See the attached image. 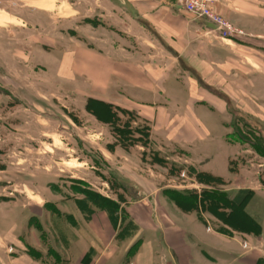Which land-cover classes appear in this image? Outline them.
I'll list each match as a JSON object with an SVG mask.
<instances>
[{
	"label": "rangeland",
	"instance_id": "374dc122",
	"mask_svg": "<svg viewBox=\"0 0 264 264\" xmlns=\"http://www.w3.org/2000/svg\"><path fill=\"white\" fill-rule=\"evenodd\" d=\"M123 1L0 0V212H40L41 206L46 214L32 217L29 231L42 249L28 248L45 263H64L66 236L78 224L71 214L79 210L87 218L101 210L96 204L101 196L119 203L122 230L132 220L127 207L139 198L130 180L149 175L153 163L167 175L164 185L171 190H225L219 184L193 185L188 158L177 151L182 160H166V151L152 143L151 122L101 99L102 79L114 94L109 101L117 99L118 79L153 84L163 71L189 91L190 83L196 84L199 98L218 97L222 115L209 110L213 106L200 109L215 137L207 147L211 166L200 169L258 188L249 210L264 219V38L250 36L230 45L215 38L204 44L195 40L192 55L185 56L145 21L136 22L131 3ZM260 5L264 10V0ZM260 24L264 29V14ZM104 58L112 63L102 64ZM89 101L94 109L99 102L112 105L116 123L92 114ZM117 129L129 134L120 138ZM31 233L28 240H36Z\"/></svg>",
	"mask_w": 264,
	"mask_h": 264
},
{
	"label": "crops",
	"instance_id": "0c3cea01",
	"mask_svg": "<svg viewBox=\"0 0 264 264\" xmlns=\"http://www.w3.org/2000/svg\"><path fill=\"white\" fill-rule=\"evenodd\" d=\"M127 1L124 0L123 4L131 3L136 22L140 24L145 21L162 39L170 41L171 45L174 43L182 55H192L190 45L195 40L203 44L210 43L213 38L221 40L215 37L212 24L188 15L179 6L178 0L174 3L166 0ZM217 1L216 8L227 19L242 29L254 31L253 34L248 32L251 37L264 38V29L260 24V18L264 14L261 0ZM198 22L206 24L207 30L204 25V28L198 27ZM235 42L227 41L228 45ZM101 61L106 65L112 63L109 58ZM93 72L92 67L90 73L96 78ZM101 77L103 76L100 75ZM154 77L156 80L154 79L153 84L150 81L142 82L136 77L118 79V96L114 101L106 99L114 94L109 90V82L102 79V85H106V88H102L104 92H101V99L128 111H136L140 117L151 122L152 143L160 146L157 145V151H166L169 157L164 158L173 161L178 157L174 152H182L188 158L185 163L189 164L192 171L193 185L204 186L198 181L196 174L206 173L221 179L223 183L218 186L224 187L223 191L231 198L243 190H250L242 210L252 225L247 229H236L224 225L208 212L200 215L197 211H183L165 195L164 191L170 189L164 185L167 175L160 173L157 163H153L149 167V175L142 176L139 173L130 180L136 187V192L139 190L137 202L127 207L128 215L138 227L135 234L125 240H117L122 226L121 218L114 221L104 210L93 212L86 218L83 212L75 210L71 215L78 224L72 225L66 236L68 258H65L63 264H264V219L259 212L249 210L258 195V188L246 186L240 178L234 182L226 181L213 171L200 169L210 168L212 157L207 153V147L215 141L213 133L203 122L200 109L203 105L206 108L213 106L214 109H208L222 115L224 111L222 105L218 106V97L208 95L207 98H199L196 96V84L190 83L192 91H189L190 87L172 78L170 72L163 71ZM185 94L188 99L183 97ZM229 134L228 132L226 138ZM138 168H141L140 163ZM229 183L233 188H228ZM141 184L146 189L139 188ZM141 190L144 192H140ZM37 211L40 212H0V264H49L39 261L36 254L28 248L42 249V242L37 239V234L29 231L30 219H41L46 214L42 212L41 206H37ZM257 226H260L259 234ZM29 233L36 240L29 241ZM138 241V249L135 253H130ZM59 253L62 252L59 250Z\"/></svg>",
	"mask_w": 264,
	"mask_h": 264
},
{
	"label": "trees",
	"instance_id": "16d2710c",
	"mask_svg": "<svg viewBox=\"0 0 264 264\" xmlns=\"http://www.w3.org/2000/svg\"><path fill=\"white\" fill-rule=\"evenodd\" d=\"M88 103V110L94 114L97 118L105 123H110L114 125L117 119V114L113 111V106L110 104H106L103 102H99L97 107L94 109ZM98 103V102H95ZM105 113H104V112ZM125 113L130 114L131 112L126 111ZM118 137L126 138L129 132L125 130H118ZM149 137V135H147ZM229 137V136H228ZM140 140H138L139 142ZM149 143V138L147 140ZM146 147V146H145ZM158 163H163L164 160L158 159L156 160ZM198 181L205 185L211 184H221L223 181L219 178L213 177L206 173H197ZM165 195H167L170 199H172L183 211L191 212L197 211L200 215L203 212H208L220 220L224 225L230 226L236 229H247L251 227L252 223L248 216L245 217L242 208L244 207L251 191L243 190L239 192V194L231 198L226 192H215V191H204L201 194L197 192H184L178 190L167 189L164 191ZM96 204L101 207V210H104L110 214L112 220L115 221L119 217L118 208L119 203L111 200L110 198L101 196L99 201H96ZM124 215L123 222L125 221L126 214L122 212ZM257 233H260V226H257ZM138 230V227L131 220L126 225H123V229L118 232L117 240H125L128 237H131L135 234V231ZM223 230V229H222ZM140 245V241H138L130 250V253H135Z\"/></svg>",
	"mask_w": 264,
	"mask_h": 264
},
{
	"label": "built area",
	"instance_id": "2783aa9c",
	"mask_svg": "<svg viewBox=\"0 0 264 264\" xmlns=\"http://www.w3.org/2000/svg\"><path fill=\"white\" fill-rule=\"evenodd\" d=\"M179 6L195 19L214 26L215 37L223 41H238L251 35L237 27L216 8L217 0H178ZM185 176L184 173L181 174ZM244 247H247L244 245Z\"/></svg>",
	"mask_w": 264,
	"mask_h": 264
}]
</instances>
